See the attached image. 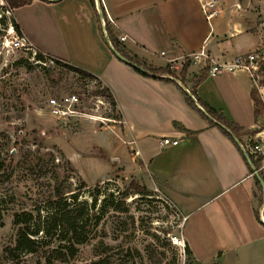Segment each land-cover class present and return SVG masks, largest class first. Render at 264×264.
I'll list each match as a JSON object with an SVG mask.
<instances>
[{"label":"crops","instance_id":"obj_1","mask_svg":"<svg viewBox=\"0 0 264 264\" xmlns=\"http://www.w3.org/2000/svg\"><path fill=\"white\" fill-rule=\"evenodd\" d=\"M205 1L99 0L97 6L95 0L94 7L90 0H33L13 13L21 34L38 51L93 73L111 89L122 117L115 132L123 144L135 145L129 152L137 172H144L142 177L184 215L183 238L194 259L264 264L255 175L235 143L189 106L181 89L190 91L193 78L209 65L251 53L261 39L250 29L248 1L218 0L219 13L211 19L203 10ZM16 9L27 12L17 16ZM101 14L121 45L149 64L179 72L202 48L207 57L197 69L191 63L185 83L142 75L113 53ZM253 87L252 75L238 69L207 74L196 90L211 107L251 129ZM166 136L178 144L163 146ZM263 165L264 155V174Z\"/></svg>","mask_w":264,"mask_h":264},{"label":"rangeland","instance_id":"obj_2","mask_svg":"<svg viewBox=\"0 0 264 264\" xmlns=\"http://www.w3.org/2000/svg\"><path fill=\"white\" fill-rule=\"evenodd\" d=\"M245 1L250 29L261 39L251 52L257 67L249 73L263 104L251 128L254 132L243 136V145L251 152L257 143L264 147V0ZM12 10L6 1L0 6V264H93L99 259L103 264H197L183 246L184 215L142 177L144 172H137L140 168L129 152L135 145L123 144L115 132L118 110L97 94L100 80L51 57L41 61L31 52L4 46L5 28L14 20ZM23 12L27 10L16 9L15 14ZM70 93L80 97L77 114L52 115L48 98ZM133 180L154 194L131 193L122 201L119 193ZM96 187L100 192L97 207L89 211L90 238L78 246L76 257L48 262L49 247L64 242L40 233L50 245L46 250L17 251L18 259H12L9 249L16 245L17 213L45 220L59 197L64 202L78 194L81 204H92ZM113 199L118 210L110 204ZM256 207L264 222V204L256 200ZM175 238L181 241L176 243Z\"/></svg>","mask_w":264,"mask_h":264},{"label":"trees","instance_id":"obj_3","mask_svg":"<svg viewBox=\"0 0 264 264\" xmlns=\"http://www.w3.org/2000/svg\"><path fill=\"white\" fill-rule=\"evenodd\" d=\"M5 1L11 7V9H15L30 4L33 0H5ZM90 1L92 5L95 7L96 6L95 0H90ZM11 20L15 25L17 31L21 33V28L17 23L16 19L14 18V20L13 19ZM99 22L102 26V20L100 16H99ZM105 28L107 30V33L109 35V38L113 46L126 58H128L132 62H135L143 66L147 70L146 72H143L132 66L137 72L148 77H155V78L163 77L162 79H168L165 76H172L174 78L179 79L183 83L186 82L187 72L191 65L190 58H186V61L179 72L173 69L172 66L170 65L164 67L154 66L152 64H149L147 61L140 59L139 57H137V55L132 54L126 47L121 45L119 40L112 34L111 30L108 27V24H106ZM35 56L37 60H41V61H46L47 58L49 57L40 51H38ZM52 59L58 63L63 62L60 59H56V58H52ZM67 64H69V68L84 75L85 77H88L90 79L92 78L97 79V77L93 73L85 69H82L80 67H77L75 65H72L70 63ZM207 70L208 68H206L200 75H197L193 78V86L190 89V93H188L183 88H181L185 95L186 102L194 110L199 112L203 118L207 119L211 126L218 127L223 132V134H225L227 137H229V139H231L235 143V145L243 155V158L245 159L246 163L249 165L250 171L254 173V170L250 166L246 156L244 155L243 150L236 143L231 133L226 128H224V126L229 128L240 139L242 143H244L243 136L253 133L254 130L246 129L240 126L239 124L231 121L225 116V114L222 111H219L211 107L206 101H204L197 94L196 88L206 78ZM154 74L155 76H153ZM102 85L100 84L97 94H101L105 96L111 102L112 106L115 109H117V103L111 89L105 85L103 86ZM251 94L255 103V121H256L257 117L261 114L260 105L263 104V101L258 96L257 89L253 88ZM114 118L115 120H121L122 117L118 112V114ZM248 153L251 159L253 160L256 168L259 169V172L264 179V174L260 170V165L263 159V155L256 157L252 152L248 151ZM255 180H256V189L254 191V197L257 201H261V203H263L264 186L262 185L261 181L256 175H255ZM96 188H97L96 192L92 194L93 196L92 204H89L88 202H84L81 204L78 198V194H73L70 199H67L64 202H63L64 199L62 197H59V199L55 202L57 205L52 207L48 215L45 216V220L40 219L38 221H34L33 220L34 217L32 213H30L25 218H23L21 214L17 213L14 219L15 224L18 225L16 245L14 248L10 247L9 249L10 256L12 257V259L15 260L18 259L17 257L18 255H16L17 251L37 253L39 251L46 250L45 247H48L50 245L46 241L45 237L54 236V235H56V238L57 240H59V242H64V243H60V245L55 246L53 248L49 247L51 249H48L50 252L49 254H47L48 262L52 263L57 260L60 262H65L68 256H71L72 258L76 257L78 252V246L85 244L90 238L88 235L87 225L89 224L91 219L89 211L95 209L98 204L99 198L97 194H99L100 188L99 187ZM131 193L141 194L143 196H151L154 194L146 184H140L136 180L131 181L129 186L123 192L119 193L120 194L119 197L121 198L122 201H125V199ZM114 202L115 201L113 199V202H111L110 204L111 206H113L115 210H118L119 207L115 205ZM255 212L257 217L261 221V217L257 208ZM40 216L41 215H39V217ZM40 233L43 235L45 234V237L40 238L39 236ZM185 253L191 260H194L195 262H197V264H200V262L194 259L191 248L187 242L185 244ZM93 264H103V259H99L93 262ZM212 264H220V263L216 261Z\"/></svg>","mask_w":264,"mask_h":264},{"label":"built area","instance_id":"obj_4","mask_svg":"<svg viewBox=\"0 0 264 264\" xmlns=\"http://www.w3.org/2000/svg\"><path fill=\"white\" fill-rule=\"evenodd\" d=\"M99 0H96L97 6ZM218 0H208L203 2L202 7L206 14L207 19L213 18L215 15L219 13V9L217 7ZM10 11V10H9ZM13 11V10H12ZM102 24L106 27V20L102 15ZM262 25H264V15L262 18ZM121 41L126 40V36L120 37ZM4 46L12 49H22L26 52H31L33 54H37L38 50L33 46V44L28 40L26 36L19 33L13 24L12 20H10L8 26L5 28L4 32ZM165 54V52H162ZM202 57H207V52L205 48H202L198 52H195L191 55L190 60L191 63L197 64ZM257 67L256 64V56L253 53H247L244 55H237L232 61L225 62H215L208 66L207 74L215 76L220 73H224L227 71L234 72L238 69H243L248 72L251 69H255ZM80 102V97L76 93L65 94L60 97H50L48 98L47 105L49 107L50 113L58 118H70L71 116L77 114L76 106ZM177 139H172L171 137H163L161 139V144L163 146L168 145H177ZM252 153H259L260 155H264V147L262 144L257 143L252 149ZM264 166V165H263ZM181 240L179 238H175V242L179 243ZM183 246L185 247V240L183 239Z\"/></svg>","mask_w":264,"mask_h":264},{"label":"water","instance_id":"obj_5","mask_svg":"<svg viewBox=\"0 0 264 264\" xmlns=\"http://www.w3.org/2000/svg\"><path fill=\"white\" fill-rule=\"evenodd\" d=\"M2 4H5V0H0V5H2ZM102 15V14H101ZM106 38H107V40L109 41V43H111V41H110V38H109V35H108V33L106 32ZM111 47H112V51H113V53L119 58V59H121L122 61H124L125 63H127V64H129V65H131V66H133V67H135V68H137V69H139V70H141V71H143V72H146L147 70L143 67V66H141V65H139V64H137V63H135V62H132L131 60H129L128 58H126L123 54H121L113 45H112V43H111ZM153 76H155V74L153 75ZM188 91V93H190V91L189 90H187ZM224 128H226L230 133H231V135L233 136V138H234V140L236 141V143L241 147V149L243 150V152H244V155L246 156V158H247V160H248V162H249V164H250V166L253 168V170H254V174L259 178V180L261 181V183H262V185L264 186V179H263V177L261 176V174H260V172H259V169H257L256 168V166H255V164H254V162H253V160L251 159V157H250V155H249V153H248V150L245 148V146L243 145V143L240 141V139L229 129V128H227V127H225L224 126Z\"/></svg>","mask_w":264,"mask_h":264}]
</instances>
